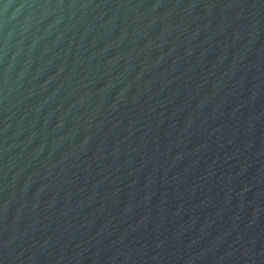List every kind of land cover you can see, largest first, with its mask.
I'll list each match as a JSON object with an SVG mask.
<instances>
[{
	"label": "water",
	"instance_id": "obj_1",
	"mask_svg": "<svg viewBox=\"0 0 264 264\" xmlns=\"http://www.w3.org/2000/svg\"><path fill=\"white\" fill-rule=\"evenodd\" d=\"M0 264H264V0H0Z\"/></svg>",
	"mask_w": 264,
	"mask_h": 264
}]
</instances>
